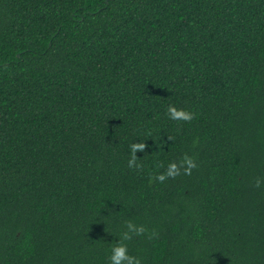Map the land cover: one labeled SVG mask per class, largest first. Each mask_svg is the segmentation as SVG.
<instances>
[{"label":"trees","instance_id":"trees-1","mask_svg":"<svg viewBox=\"0 0 264 264\" xmlns=\"http://www.w3.org/2000/svg\"><path fill=\"white\" fill-rule=\"evenodd\" d=\"M122 241L264 264V0H0V264H109Z\"/></svg>","mask_w":264,"mask_h":264},{"label":"clouds","instance_id":"clouds-1","mask_svg":"<svg viewBox=\"0 0 264 264\" xmlns=\"http://www.w3.org/2000/svg\"><path fill=\"white\" fill-rule=\"evenodd\" d=\"M167 112L169 114V117L173 120H183V121H190L193 119V113L184 109H178L175 106L169 105L167 108ZM133 151L136 149H143L144 144L143 143H136L131 145ZM138 167L139 165L136 164V158L133 156L132 159L128 161V166ZM184 165H187V167H184L185 174H190L192 168L196 167V164L193 159H191L188 156H185L183 161H181L180 165L176 162H172L167 166V169L165 172L160 173L159 175H156L155 177H150V179H155L160 181L161 183L164 182L169 177H175L180 174V168ZM260 181L257 180V186H259ZM129 229H134L136 234H143L146 229L142 225H136L134 223L129 222L128 223ZM109 264H121V262H124V264H141L140 259L136 256H132L128 253V247L125 243L120 242L118 244H115L111 248V254L108 257Z\"/></svg>","mask_w":264,"mask_h":264}]
</instances>
